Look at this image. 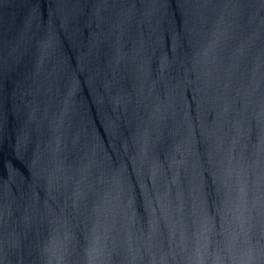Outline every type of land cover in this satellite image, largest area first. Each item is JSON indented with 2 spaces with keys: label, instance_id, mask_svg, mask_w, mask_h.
I'll list each match as a JSON object with an SVG mask.
<instances>
[{
  "label": "water",
  "instance_id": "water-1",
  "mask_svg": "<svg viewBox=\"0 0 264 264\" xmlns=\"http://www.w3.org/2000/svg\"><path fill=\"white\" fill-rule=\"evenodd\" d=\"M0 264H264V0H0Z\"/></svg>",
  "mask_w": 264,
  "mask_h": 264
}]
</instances>
